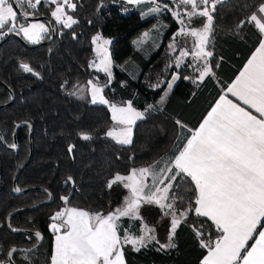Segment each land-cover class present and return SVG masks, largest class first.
Listing matches in <instances>:
<instances>
[{"label": "trees", "instance_id": "16d2710c", "mask_svg": "<svg viewBox=\"0 0 264 264\" xmlns=\"http://www.w3.org/2000/svg\"><path fill=\"white\" fill-rule=\"evenodd\" d=\"M73 2L77 8L70 14L78 23L71 29L54 24L56 32L49 43L29 48L10 37L0 45V81L14 94L12 103L0 109V132L11 144L12 130L17 122L27 120L32 127V155L19 170L16 184L20 188L39 186L52 195L49 203L17 211L9 218L11 228L42 234L40 247L27 253L31 264L50 263L54 235L49 227L50 217L65 207L61 196L69 197L68 206L90 213L105 214L110 207L118 205L124 191L114 198L112 189L107 187L108 180L116 173L150 165L170 153L178 133L184 131L176 121L197 127L261 39L258 30L248 23L261 0L218 3L214 30L207 45L213 52L209 62L215 75L206 77L203 83H193L195 78L187 68V61L177 68L174 64L177 51L173 53L168 48L178 28L170 13L165 11L159 15L161 23L151 34L157 35L159 30L160 41L155 39L153 43L144 44L138 40L140 33L154 23L152 17L143 18L149 4H128L124 0ZM36 12L39 14L40 10ZM195 24H202V19ZM163 25L167 27H161ZM95 34L112 41L108 46L113 63L110 82L104 73L88 66L94 56L91 40ZM22 63L33 68L38 76L24 72L20 68ZM173 73L179 79L161 105L159 101ZM186 76L190 79H185ZM95 77H99L98 83H107L104 95L114 103L131 101L139 109L145 110L148 105L160 109L146 112L145 119L137 121L131 145L117 144L105 135L112 124L108 107L93 105L86 90H77L86 89V81ZM8 99V91L0 84V104ZM27 130V125L17 129L16 151H9L0 141V245L5 249L33 243L31 236L8 230L5 224L8 212L47 198L44 190H29L18 195L11 191L12 176L28 156ZM84 133L92 139H81ZM70 146H74L72 152L68 151ZM69 176L74 184L66 183ZM187 203L185 199L177 207L183 208ZM158 213L157 206L144 204L140 209L143 220L122 218L121 228L135 233L142 222L155 223ZM193 224L204 231V237H196ZM208 233L213 239L217 235L211 221L190 214L187 224L182 223L177 228L175 248L160 250L161 243L153 241L136 252L128 245L124 250L126 264H201L207 250L200 247V239H207ZM23 258L24 253L17 254L15 264H24Z\"/></svg>", "mask_w": 264, "mask_h": 264}, {"label": "snow or ice", "instance_id": "6c2138e0", "mask_svg": "<svg viewBox=\"0 0 264 264\" xmlns=\"http://www.w3.org/2000/svg\"><path fill=\"white\" fill-rule=\"evenodd\" d=\"M127 3L149 4L143 18L169 11L179 26L172 36L173 43L168 45L173 53L179 48V54L174 57L176 67L191 56L196 63L189 66L198 72L193 83H203L206 77H214L209 63L213 52L207 50V45L214 30L217 4L223 0H169L167 3L127 0ZM44 4L55 6L50 12L55 25L71 29L78 23L70 14L77 8L73 0H0V33L7 29L8 33L22 34L31 43H38L50 29L55 30L52 24L35 19L37 7ZM201 19L202 24L197 26L195 21ZM248 23L258 30L259 45L198 127L191 128L177 120V125L184 131L178 133L170 153L150 165L132 168L128 174L116 173L109 179V189L117 184L127 189L123 206L106 215L90 213L68 206V196L60 197L65 207L50 217L49 227L54 234L50 264H126V246L131 245L133 251L139 252L153 241L159 243L155 229L146 224L135 233L129 228H121L122 218L143 220L140 209L144 204H154L163 215L171 217L168 243L160 244V250L176 247L177 228L182 223L187 224L191 214L211 221L217 233L214 239L211 233L207 239H200V247L207 250L201 264H264V0L250 14ZM143 36L147 40L150 33L145 32ZM178 37L193 38L192 48L181 45ZM91 43L95 57L88 66L104 73L110 82L113 63L108 46L112 41L96 34ZM20 68L38 76L28 64L22 63ZM177 79L178 76H173L172 82L167 84L159 104L165 103ZM98 81L99 77H95L87 82L86 89L77 90H86L93 105L108 107L113 127L105 135L117 144L131 145L137 121L144 120L146 112L160 109L148 105L140 111L131 101L114 103L104 95L107 83ZM81 139L88 141L92 137L84 133ZM73 147L70 146L68 151L72 152ZM66 183L75 182L69 176ZM185 199L187 206L177 207ZM192 227L197 238L205 236L200 228L194 224ZM35 237L43 238L39 231ZM20 251L24 253V264H31L27 253L32 250ZM17 252L16 248H11L0 264H15Z\"/></svg>", "mask_w": 264, "mask_h": 264}, {"label": "water", "instance_id": "95a60500", "mask_svg": "<svg viewBox=\"0 0 264 264\" xmlns=\"http://www.w3.org/2000/svg\"><path fill=\"white\" fill-rule=\"evenodd\" d=\"M20 11H21V10H20ZM35 19H41V20L45 21L46 23H50V24H52V25L54 26V24H53L51 18H49V17L46 16V15H43V14H37L36 17H35ZM54 28H55V26H54ZM55 32H56V29H55L54 31L50 29V32H49V35L47 36V38H44V39L40 40L38 43H33V44H29V43L25 42V41L23 40V38L21 37V35H17V34H15V33H8V32H7V33H6V34L0 39V45H1L3 42H5L7 39H9L10 37H14V38L18 39L20 42H22L23 44H25L26 46H28L29 48H35V47H39V46H41V45H44V44L49 43V42L53 39V37H54V35H55ZM0 84H1V85H2V86L8 91V94H9V99H8L7 101H5V102H3V103L0 104V109H1V108H4V107H6V106H8V105H10V104L12 103L13 98H14V94H13L12 90H11V89H10V88H9L4 82L0 81ZM23 125H27V126H28V130H27V137H28V144H29V148H28V156H27V158H26L23 162H21V163L18 165V167L16 168V170H15L13 176H12V180H11V191H12V193H13L14 195H18V194H20V193H23V192H26V191H29V190H44V191H46V193H47V198L44 199V200H41V201H39V202H36V203H34V204L28 205V206H23V207H18V208L12 209V210L9 211L8 214L6 215L5 220H6V225H7V228L9 229V231H11V232L14 233V234H16V233H22V234L30 235V236H32V237H34V238L36 239V243H35L32 247H29V248L14 247V248H16V249L18 250L17 253H22L20 250H28V249H31L32 251L35 250V249L41 244L42 239H37V238L35 237V233H36L37 231H31V230H26V229H17V228H15L16 230L13 231V230H12L13 228H11L10 225H9V217H10L13 213H15V212H17V211H20V210H26V209H31V208H34V207L40 206V205H42V204H47V203H49V202L51 201V199H52V195H49L50 192H49L48 190H46V189H41L39 186H26V187L20 188V187H18L17 184H16V179H17V175H18L19 170H20L22 167H24V165H26V163L30 160L31 155H32V148H33L32 139H31V131H32V127H31L30 122L27 121V120H21V121L17 122V123L14 125L13 130H12V143H11V144L6 143V141H5L4 138H3V135H2L1 132H0V138H2V139H0V141H1L2 145H3L5 148H7L9 151H16V150H17V140H16L17 129H18L20 126H23ZM12 145H15V147H12ZM17 188L20 189L19 192L15 191V189H17ZM50 194H51V193H50ZM11 248H13V247H11ZM11 248H10V249H11ZM10 249H9V250H10ZM9 250H8V251H9ZM8 251H7V252H8ZM7 252H6V256H7Z\"/></svg>", "mask_w": 264, "mask_h": 264}, {"label": "rangeland", "instance_id": "374dc122", "mask_svg": "<svg viewBox=\"0 0 264 264\" xmlns=\"http://www.w3.org/2000/svg\"><path fill=\"white\" fill-rule=\"evenodd\" d=\"M124 1H126L127 2V0H124ZM162 2H164V3H167V2H169V0H162ZM42 6H44L45 8H42ZM42 6H38L37 7V9H39L40 8V10L41 11H44L45 13H47V14H49V17L51 18V15H50V12H51V10L52 9H54V5H50V4H44V5H42ZM150 8V7H149ZM21 11H23V9H20ZM66 11H67V9H66ZM167 12V13H170L169 11H167V10H164V11H162L161 12V15L163 14V12ZM171 14V13H170ZM149 17H152V20H153V24H151L150 26H151V34H153L154 33V29H157V27H158V24L159 23H161L160 22V20H159V18H160V16H156V17H153V16H149ZM37 20H39L40 22H45V21H43V20H41V19H37ZM51 20H52V18H51ZM197 21H199V20H196L195 21V23L197 22ZM53 22V24H55V22H54V20L52 21ZM46 23V22H45ZM197 26H199V25H201V24H196ZM179 27V26H178ZM177 30H178V28H177ZM176 30V31H177ZM5 31L7 32V29H5ZM175 31V32H176ZM145 32H147V29H145V30H143L140 34H144ZM174 32V33H175ZM173 33V34H174ZM5 34V32L3 31L2 33H0V37L1 36H3ZM21 35V37L23 38V40L25 41V42H27V43H29V44H33V43H31L30 41H28V40H26L24 37H23V35L22 34H20ZM47 35H49V34H47ZM46 35V36H47ZM96 35V34H95ZM94 35V36H95ZM45 36V37H46ZM143 36V35H142ZM142 36L140 37V38H142ZM104 38V37H103ZM106 39V38H105ZM178 39V42L181 44V45H183L184 47H186V48H188V49H191L192 48V46H193V38H191V37H188V38H185V37H178L177 38ZM42 40V39H41ZM139 41H140V39H138ZM137 40V41H138ZM170 43H173V40H171L170 42H169V44ZM92 50H93V52H94V45H92ZM208 50V49H207ZM110 52V51H109ZM179 54V48L177 49V54H176V56ZM94 57H95V53H94V56L89 60V62L90 61H92L93 59H94ZM185 61H187L186 63H187V68H188V70L191 72V74H193V76H194V78H196L197 76H198V72H194L193 71V67H190L189 65L190 64H195L196 62L195 61H192V59H191V56H189L188 58H186L185 59ZM202 63V62H201ZM210 63V62H209ZM175 64V63H174ZM182 65V64H181ZM176 66V65H175ZM195 73V74H194ZM177 74L176 73H173V75H172V78H173V76H176ZM172 78H170L169 79V82L168 83H170V82H172ZM90 80V79H89ZM89 80H87L86 81V85H85V87H87V82L89 81ZM87 92V91H86ZM87 95H88V100H89V102H90V95H89V93L87 92ZM106 97V96H105ZM91 103V102H90ZM136 108V107H135ZM137 110H140V111H144V109H139V108H136ZM109 110V109H108ZM109 114L111 115V113H110V111H109ZM111 127H113V122H112V124L110 125V127L107 129V130H109ZM7 143V142H6ZM9 144V143H8ZM140 167H144V166H134V167H132V168H140ZM131 168V169H132ZM129 172V171H128ZM128 172L127 173H121V174H128ZM114 176V175H113ZM112 176V177H113ZM111 177V178H112ZM110 178V179H111ZM109 181V180H108ZM112 189V191H113V193H114V198L117 196V195H119V193L121 192V190L122 191H124V195H123V197H122V200L120 201V203L118 204V205H115V206H112V207H110V209L107 211V212H109V211H114L117 207H121V206H123V203H124V198L128 195V191H127V189H124L123 187H122V185H120V184H117V185H113V187L111 188ZM153 206H156V205H154L153 204ZM157 208H158V211H159V213H158V217H157V220H156V222L155 223H152V224H146V223H143L142 222V224H141V226L140 227H142L144 224H146L147 226H149V227H151V228H154L155 229V237H156V240H158L161 244H166V243H168V236H169V229H170V220H171V217L170 216H165V215H163V213H162V210L157 206ZM85 210V209H84ZM58 211V210H57ZM56 212V211H55ZM55 212H53V214L55 213ZM106 212V213H107ZM105 213V214H106ZM52 214V215H53ZM51 224V223H50ZM54 236V235H53ZM131 246V245H130ZM132 247V246H131Z\"/></svg>", "mask_w": 264, "mask_h": 264}, {"label": "crops", "instance_id": "0c3cea01", "mask_svg": "<svg viewBox=\"0 0 264 264\" xmlns=\"http://www.w3.org/2000/svg\"><path fill=\"white\" fill-rule=\"evenodd\" d=\"M151 26H149V28H147V32H149L150 33V38L149 39H147V40H145L144 39V36H142L143 34H141V36H142V38H140V41L142 42V43H144V44H147L148 42H154V40L155 39H157V41H160V39H161V36L160 35H151ZM159 34H160V31H159ZM140 36V37H141ZM258 45H259V42L257 43V45L253 48V50L250 52V54L248 55V57L245 59V61L243 62V64L241 65V67L239 68V70L237 71V73L234 75V77L227 83V85L225 86V88L221 91V93L220 94H222L224 91H225V89L227 88V86H229L235 79H236V77L239 75V73L243 70V68H244V66L246 65V63H247V61H248V59H250V57H251V55L255 52V49L258 47ZM155 46H156V44H155ZM219 94V95H220ZM219 95L217 96V98L213 101V103L209 106V108L207 109V111L205 112V114H204V116H206V114H207V112L210 110V107L211 106H213V104L215 103V101L218 99V97H219ZM229 98H232V97H229ZM233 100L235 99V98H232ZM203 116V117H204ZM203 117H202V119H203ZM202 119L200 120V122L202 121ZM199 122V123H200ZM199 123H198V125H199ZM198 125H197V127H198ZM79 209H81V208H79ZM84 210V209H83ZM113 211V210H112ZM110 212V211H109ZM109 212H107L106 214H108ZM105 214V215H106ZM50 226V225H49ZM53 249H54V236H53ZM52 252H53V250H52ZM207 254V253H206ZM206 254L203 256V258L206 256ZM203 258L201 259V261L203 260ZM50 264V263H49Z\"/></svg>", "mask_w": 264, "mask_h": 264}, {"label": "flooded vegetation", "instance_id": "af4514ba", "mask_svg": "<svg viewBox=\"0 0 264 264\" xmlns=\"http://www.w3.org/2000/svg\"><path fill=\"white\" fill-rule=\"evenodd\" d=\"M42 8H45L44 6H42ZM39 10H40V8H39ZM39 14H43V15H46V16H48L49 17V14H47V13H45L44 11H41L40 10V13ZM50 18V17H49ZM53 21V20H52ZM56 29V28H55ZM5 218H6V216H5ZM10 218V217H9ZM5 224H6V220H5ZM10 225V224H9ZM6 227H7V225H6ZM14 229V228H13ZM9 230V229H8ZM26 235V234H25ZM27 236H30V235H27ZM31 239H32V241H33V243L31 244V245H29V246H25V247H20V248H29V247H32L35 243H36V239L34 238V237H30ZM42 241H43V238H42ZM41 244H42V242H41ZM40 244V245H41ZM40 245L37 247V248H39L40 247ZM11 247H14L13 245L12 246H10V247H8L7 249H5V248H3L1 245H0V260H4L5 258H6V252L11 248ZM16 247V246H15ZM36 248V249H37ZM35 249V250H36ZM17 254H19V253H16L15 254V256H14V258L16 257V255Z\"/></svg>", "mask_w": 264, "mask_h": 264}]
</instances>
